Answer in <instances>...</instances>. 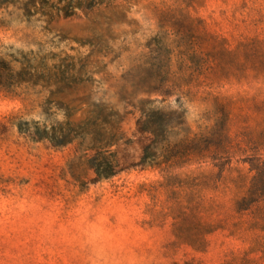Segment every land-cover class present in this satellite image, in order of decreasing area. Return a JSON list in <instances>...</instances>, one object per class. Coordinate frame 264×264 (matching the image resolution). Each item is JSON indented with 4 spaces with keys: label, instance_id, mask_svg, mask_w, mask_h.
<instances>
[{
    "label": "rangeland",
    "instance_id": "obj_1",
    "mask_svg": "<svg viewBox=\"0 0 264 264\" xmlns=\"http://www.w3.org/2000/svg\"><path fill=\"white\" fill-rule=\"evenodd\" d=\"M87 1L0 0V56L12 70L0 75V264H264L251 247L258 229L242 237L218 228L198 250L178 239L173 216L197 176L218 168L184 163L166 185L165 172L139 161L150 143L143 110H179L195 131L213 123L204 82L152 103L166 51L172 81L197 75L191 51L180 66L179 24L200 21L230 46L264 38V0ZM186 40L190 48L188 30ZM212 92L262 99L264 84L228 77ZM234 115L229 131L240 143L216 188L200 189L204 203L232 206L253 174L243 160L264 157V111Z\"/></svg>",
    "mask_w": 264,
    "mask_h": 264
},
{
    "label": "trees",
    "instance_id": "obj_2",
    "mask_svg": "<svg viewBox=\"0 0 264 264\" xmlns=\"http://www.w3.org/2000/svg\"><path fill=\"white\" fill-rule=\"evenodd\" d=\"M99 1L101 0H88L86 7L90 8ZM71 7L65 10L66 13H70ZM178 27L179 37L175 47L180 66L187 68L184 61L191 51V59L195 58L192 72L197 75L193 80L186 79L178 69L180 75L172 81L170 76L174 72L171 70L172 65L166 51V59L161 66L163 77L158 80V85L153 87L151 93L156 97L152 103L165 104L174 91H177L179 97L187 96V91L204 82L210 90L206 92L207 96L211 98L205 119L212 120L213 123L199 125V130L195 131L179 110H165L156 106L143 110L140 128L150 136V143L146 145L145 154L139 161L143 162L141 169L155 168L165 172L166 185L177 177L170 169L180 167L184 163L209 161L212 167L218 168L216 175L207 173L197 176V182L193 185L196 188L191 191L188 204L181 207L183 210L173 216L177 220L174 224L175 231L181 233L182 237L178 236V239L198 250L206 244L207 235L224 226L231 229V235L242 237L250 229L264 231L263 156H248L243 160L248 163L253 174L246 190L236 198L232 206L224 207L213 196L204 203V195L200 190L216 188L225 166L230 161L233 144L240 143L232 139L229 131L232 119L238 118L234 115L235 108L264 111V98L239 96L233 99L226 94L212 92L215 86L222 87L224 79L228 77L238 81L254 80L264 84V38L253 36L230 46L225 38L207 31L200 21L192 19L188 28H182L180 24ZM186 30L190 31L193 38V42L190 41L192 44L190 48L186 46ZM0 71V75L3 73L11 79V66L1 56ZM200 75L202 78H199ZM148 83L151 85V78L148 79ZM239 115L246 118L245 114ZM245 136V142L253 145L257 143L254 136L249 134ZM251 247L260 251L264 258V235L259 236L257 240L253 239ZM240 260L239 264H256V261L250 258ZM234 261L232 264H236V260Z\"/></svg>",
    "mask_w": 264,
    "mask_h": 264
}]
</instances>
